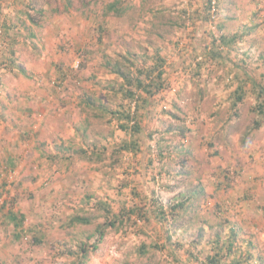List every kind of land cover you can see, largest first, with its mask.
<instances>
[{
    "label": "rangeland",
    "instance_id": "rangeland-1",
    "mask_svg": "<svg viewBox=\"0 0 264 264\" xmlns=\"http://www.w3.org/2000/svg\"><path fill=\"white\" fill-rule=\"evenodd\" d=\"M0 62V264H264V0H0Z\"/></svg>",
    "mask_w": 264,
    "mask_h": 264
},
{
    "label": "trees",
    "instance_id": "trees-1",
    "mask_svg": "<svg viewBox=\"0 0 264 264\" xmlns=\"http://www.w3.org/2000/svg\"><path fill=\"white\" fill-rule=\"evenodd\" d=\"M212 1H213V0H208V4H209V6H210V4L212 5ZM107 10H108V11H113V10H115V11H117V14H118V15H122V14L124 13V11H121V8H120V7H118V9H117V7H116V3H115V2L110 3V4L107 6ZM9 21H10V20H9ZM11 23H12V22H11ZM3 24H4V25H3V27H4V28H3L4 31H5L7 34H10V30H11L12 28H14V27H13V24H12V26H11V25H10L9 23H7L6 21H5ZM222 38H223V42H224L225 44L231 42V40H232V39H230V38L227 37V36H223ZM14 42H15V41H14ZM6 62H7V63L5 64V66H8L7 64H8V62H10V59H9V61H6ZM1 64H2V63L0 62V65H1ZM10 64L12 65L13 62L11 61ZM162 64H164V61H163V59L160 57V55H158V62H157L156 67L153 68V71L158 70L159 67H160ZM116 72L119 73V74H121V75L124 74V75H125V76L123 75L124 78L127 79L129 83H132L133 81H137L138 84H139V86L143 89V91H144L145 93H149V94L152 92V89H151V88H152L153 86H159V85H158V82L162 80V75H163V71H162V69H161V70L158 71V74L156 75V77L151 78V80L147 83L146 81L140 79L139 77H136V78H133V79H132V77H130V76H126L125 73L122 74V73L120 72L119 69H116ZM150 72H151V71H150ZM151 73H152V72H151ZM149 75H150V74H149ZM126 93H127V96L130 97L131 99H133V98L135 97V94H134L132 91H130V90H126ZM245 96H246V90H244L243 85H241V86L238 87L237 90H236V99H234V104L236 105L237 102L243 100V99L245 98ZM257 96H258L259 98L263 97V98L261 99V101H258V102H257V108H258V112H259L260 114H264V88H260V89H259V92H258V95H257ZM107 110H108V109H107ZM137 113H138V112H137ZM137 113H136V114H132L131 111L128 110V109L120 111V112H119L120 120H125V121H126L125 123H121V124H120V127H121L123 130L127 131V132H128V131H131V130H134V131H136V133H140V132L142 131L141 115H137ZM258 125H259V123H258ZM137 143H138V142H137ZM133 145L135 146V143L132 142V141H130L129 143H127V142L124 143V144H123V147L126 148V149H130V147L133 146ZM186 204H187V199H185V200H181V201L177 202L176 204L171 205V211L173 212V211H176L177 208L185 207ZM161 208H162V207H161ZM107 212H108V214H111V211L109 210V208H107ZM162 214H164V213H162ZM172 214H173V215H172V216H173V219H175V216H174V215H176V213H172ZM115 216H116V218L119 217V215H117V214H116ZM10 217H11V219H12V222H13L14 225L16 226V229H17V228H20V227L22 226V223H23V220H24L23 217H20V216L17 215L16 213H12V214H10ZM72 221H73V222H83V223H88V222H89L87 219L82 218V217H80V216H78V217H74V218L72 219ZM107 224H108V225H113V224H114V221L106 222V225H107ZM104 225H105V224H103L102 226H100L99 229H98V231H99V233H100V235H101V236H100L101 239H102L103 236H104V230H103ZM232 232H233L234 237H235V231L232 230ZM231 235H232V234H231ZM233 239H234V238H232V236H229L228 241L225 242V244L228 245V246L230 247V249H231V247L233 246V243H234V240H233ZM98 241H99V240H98ZM216 245H218V246H220V247H218V249L215 250L216 253H215L214 255L209 256V257L207 258V260H208V262H210V264H224V263H222V246L220 245V242H219V241L216 243ZM82 250H84V248H83ZM82 252H85V251H82ZM147 252H148V251H147V247L144 246L143 249H142V251H141V253H142V254H146ZM249 256H250V255H249ZM251 256H252V255H251ZM232 264H243V263H242V261H237V260H235Z\"/></svg>",
    "mask_w": 264,
    "mask_h": 264
},
{
    "label": "built area",
    "instance_id": "built-area-1",
    "mask_svg": "<svg viewBox=\"0 0 264 264\" xmlns=\"http://www.w3.org/2000/svg\"><path fill=\"white\" fill-rule=\"evenodd\" d=\"M0 211H1V205H0Z\"/></svg>",
    "mask_w": 264,
    "mask_h": 264
}]
</instances>
